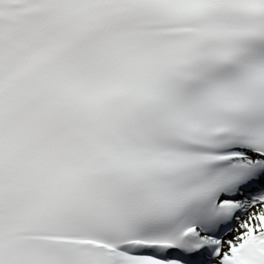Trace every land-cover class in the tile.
Listing matches in <instances>:
<instances>
[{
    "label": "snow or ice",
    "instance_id": "obj_1",
    "mask_svg": "<svg viewBox=\"0 0 264 264\" xmlns=\"http://www.w3.org/2000/svg\"><path fill=\"white\" fill-rule=\"evenodd\" d=\"M0 264H264V0H0Z\"/></svg>",
    "mask_w": 264,
    "mask_h": 264
}]
</instances>
